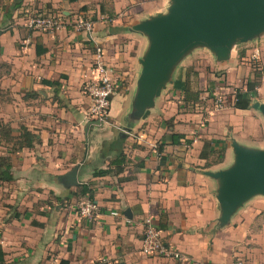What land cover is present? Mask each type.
Returning <instances> with one entry per match:
<instances>
[{"label":"crops","instance_id":"0c3cea01","mask_svg":"<svg viewBox=\"0 0 264 264\" xmlns=\"http://www.w3.org/2000/svg\"><path fill=\"white\" fill-rule=\"evenodd\" d=\"M13 4L14 0H0V122L8 123L14 135L24 126L35 140L32 147L15 152L0 141V156L9 155L12 165V180L0 181L5 263L58 264L67 259L69 264H181L142 254L145 216L163 226L167 244L188 256L190 264L229 262L233 244L229 241L226 247L222 239L250 224L254 213L250 216L246 207L229 226L216 227V184L198 171L203 140L214 135L196 136L192 123H176L167 130L146 119L135 123L131 132L120 134L117 129L129 126L127 113L145 38L126 32V24L112 18L95 21L90 34L70 27L52 33L31 31L24 25L28 15H21L24 0L18 8L11 9ZM61 12L68 18L76 14ZM97 44L116 69L119 84L107 124L87 115L85 85ZM145 122V130H139ZM220 122L234 126L235 139L264 147V121L252 108L232 106ZM172 131L192 142L171 145L164 133ZM156 140L163 143L161 152L154 147ZM121 154L122 163L113 162ZM230 157L226 147L224 161ZM76 165L78 184L65 186L63 175ZM99 170L109 171L96 175ZM80 184L92 190L99 206L91 221L76 209L83 199L76 194Z\"/></svg>","mask_w":264,"mask_h":264},{"label":"water","instance_id":"95a60500","mask_svg":"<svg viewBox=\"0 0 264 264\" xmlns=\"http://www.w3.org/2000/svg\"><path fill=\"white\" fill-rule=\"evenodd\" d=\"M123 29L141 35L146 44L137 60L127 113L129 126L117 127L120 134L131 132L135 123L149 117L167 86L175 83L179 65L191 53L204 49L220 65L230 60L237 44L264 38V0H168L164 11ZM249 108L264 121L263 100L253 99ZM228 139L230 161L215 169H198L216 184L218 228L228 226L255 197L264 198V147L241 144L231 135ZM77 170L76 165L63 175L65 186L78 184ZM128 212L126 209L125 215L130 217Z\"/></svg>","mask_w":264,"mask_h":264},{"label":"rangeland","instance_id":"374dc122","mask_svg":"<svg viewBox=\"0 0 264 264\" xmlns=\"http://www.w3.org/2000/svg\"><path fill=\"white\" fill-rule=\"evenodd\" d=\"M24 4L21 15H29L30 12L40 9L48 13L51 12L50 14L69 9L77 14L80 11L79 8L84 7L82 10L93 17L92 19L96 22L112 18L120 21V25L126 24L127 26L129 23L147 17L149 14H154L156 11H164L168 0H24ZM27 8L30 9L25 12L24 9ZM122 40L126 39L121 37ZM256 48L260 50V53L254 57L253 50ZM242 51L243 54H241ZM186 69H194L196 72L195 75H192V84L200 90L201 99L195 104H183L181 100L182 78ZM258 73L260 74L259 77ZM248 80L258 83L252 100L264 99V38L256 43L237 44L230 60L220 65L215 63L214 57L208 51L198 49L179 65L175 73V83L167 86L157 101L156 109L146 120L156 126L161 124L167 130H169L166 124L167 120H171L172 125L192 123L196 125V136L211 132L214 135L212 140L216 144L224 142L228 146V138L234 126L220 121L228 112V108L233 106L235 93L238 91L246 92ZM210 83L213 85L212 94H209L208 91ZM218 99H220L219 102ZM177 116L180 119H176ZM234 117L239 119V113L235 112ZM146 125L147 122L138 129L145 130ZM164 135L169 139L170 134L164 133ZM237 141L241 144L251 145L243 140L237 139ZM154 143L157 150L159 142L156 140ZM192 153L194 154V152ZM229 161L230 158L225 160L224 164ZM246 207L251 213L250 216L254 213L251 223L241 225L238 233H233L231 236L225 234L224 239H222L223 242L226 241V247H229L227 246L229 241L233 244L230 249L229 262L225 264L239 258H245L252 264H264V198L255 197L244 208ZM261 211L263 212L262 216L255 218ZM237 225L238 222H235L233 227L236 228Z\"/></svg>","mask_w":264,"mask_h":264},{"label":"built area","instance_id":"2783aa9c","mask_svg":"<svg viewBox=\"0 0 264 264\" xmlns=\"http://www.w3.org/2000/svg\"><path fill=\"white\" fill-rule=\"evenodd\" d=\"M24 25L28 30L37 32L52 33L61 28L70 27L76 32L90 34L94 30L95 21L79 12L75 16L70 15L68 18L61 11L53 14L34 11L27 16ZM258 54L259 49H254L253 56L256 57ZM115 73L116 69L105 59L101 45L97 44L91 62V76L86 82L85 92L90 99L87 115L91 120L99 122V124H107L109 122L111 99L119 85ZM219 101L220 99H218ZM139 137L141 136L139 135ZM76 209L82 218L91 221L95 214L98 213L99 206L96 201L84 197L77 202ZM112 214L118 215V212H113ZM141 252L145 256L152 258L190 264L188 256L167 244L162 230L151 216H145L142 219ZM230 264L252 263L245 258H239Z\"/></svg>","mask_w":264,"mask_h":264},{"label":"trees","instance_id":"16d2710c","mask_svg":"<svg viewBox=\"0 0 264 264\" xmlns=\"http://www.w3.org/2000/svg\"><path fill=\"white\" fill-rule=\"evenodd\" d=\"M23 0H14V4L12 5L11 9H15L20 7L21 3ZM73 1V0H72ZM80 11L79 13H82L86 17H91L89 16L85 11H83V8H79ZM111 16V15H110ZM93 18V17H91ZM39 53V51L37 52ZM243 54V51L242 53ZM196 72L194 69H186L184 72V76L182 78V97L181 100L183 104H188L192 103L195 104L198 100L201 99L200 95V90L196 89L195 86L192 84V75H195ZM258 77L260 74H257ZM52 84H55L56 81L54 82H49ZM258 83L253 80H248L246 82V92H241L238 91L235 93V99L233 103V107L236 109H248L250 107V103L252 101V96L254 95V91ZM209 94H212L213 92V85L210 83L209 85ZM168 128L172 126L171 120H167L166 122ZM170 138V143L171 145L175 146L183 140L184 142L190 144L192 140L187 139L183 133H176V132H171L169 135ZM34 134L28 131L24 126L20 127V133L17 135L12 134V128L8 123H3L0 122V141L4 142L6 146H10L9 151L10 152H15L18 150H21L25 147H32L33 142H34ZM162 146L163 143H161L158 146V151H162ZM226 146L225 143H220L216 144L214 140L212 139H204L201 149L198 154V158L203 160V164L201 168H209L211 166L220 164L224 161L225 158V151H226ZM124 155L118 156L113 162L120 164L123 161ZM11 162H10V157L8 156H0V181H11L12 180V174H11ZM121 169V168H119ZM109 170H99L95 174L96 175H104L108 172ZM77 195L79 198H90L93 200V192L92 190L87 187L84 184H80L77 186ZM263 212L261 211L259 214L255 216L261 217ZM163 228V226H160V229ZM0 264H6L5 259H4V251L2 250L0 246ZM58 264H69V261L67 259H61Z\"/></svg>","mask_w":264,"mask_h":264}]
</instances>
